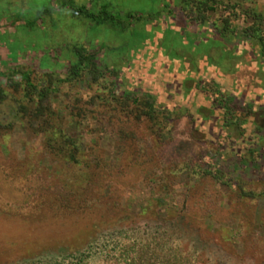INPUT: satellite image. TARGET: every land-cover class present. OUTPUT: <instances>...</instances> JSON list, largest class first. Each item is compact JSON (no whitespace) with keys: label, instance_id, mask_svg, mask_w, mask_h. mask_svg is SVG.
I'll return each instance as SVG.
<instances>
[{"label":"rangeland","instance_id":"374dc122","mask_svg":"<svg viewBox=\"0 0 264 264\" xmlns=\"http://www.w3.org/2000/svg\"><path fill=\"white\" fill-rule=\"evenodd\" d=\"M48 1L30 0L29 15L36 18ZM179 1L101 0L122 24L90 30L69 11L55 9L50 17L55 24L43 18L30 33L5 20L11 19L5 9V19L0 17V84L8 95L0 104V264H120L124 257H150L152 264L164 257H182L185 264H264V161L258 155L247 152L242 159L252 162L241 163L231 148L195 130L188 109L162 111L154 121L128 105L134 97L122 99L123 89H114L108 79L94 84L86 76L58 83L43 103L52 125H61L71 139L68 151L76 146L73 159L52 149L45 117L33 119L35 104H27L8 80L24 67L39 88L46 84V69L54 70L57 83L66 78V67H57L49 49L88 40L116 62L128 61V70L160 91L163 101L184 102L207 90L242 96L247 86L242 90V78L253 84L256 69L245 66L231 76L230 47L209 26L170 21L165 6L174 9ZM210 4L215 10L206 14L209 22L228 21L236 37L256 22L264 29V0ZM190 80L196 88L186 86ZM124 85L136 91L130 78ZM23 101L26 110L19 115ZM260 114L255 117L262 122ZM212 162L231 184L206 174Z\"/></svg>","mask_w":264,"mask_h":264},{"label":"trees","instance_id":"16d2710c","mask_svg":"<svg viewBox=\"0 0 264 264\" xmlns=\"http://www.w3.org/2000/svg\"><path fill=\"white\" fill-rule=\"evenodd\" d=\"M210 2L212 0H180L174 9L167 7L168 5L165 7L168 9L167 12L172 23L207 25L217 39L222 42L223 46L227 47V44L229 45V74L231 76L241 72L239 70L245 66V68L248 66V68L256 69L253 81L257 88L254 83L249 82L251 79L242 78V90L243 86L247 84L244 87L245 90L242 91V96L236 92L224 95L218 90H207L205 93L200 92L184 102L163 101L159 94L160 91L143 85L141 83L143 81L138 80L136 70H128V61L119 59L116 62V59L108 53L103 54V47L99 44H91L88 40L85 42L77 40L74 45L66 44L49 49L55 63L59 65L57 67H66L67 76L65 79H59L56 83L54 70L46 69L44 76L46 84L39 88L33 78V72L21 67L13 72L12 77L8 78L10 86L22 95L27 104H35V111L31 114L33 119L38 120L45 117L43 125L49 126L48 144L52 146V149H58L57 152L65 154L71 153L70 156L73 159H75L76 146L68 151L66 146L68 143L72 144L71 139H68L61 125H52L53 116L51 113H46L43 103L51 94L57 91L58 83L79 82L84 80L86 76H90L94 84H98L102 79H108V82L113 84L114 89H123L122 91L125 94L122 93V99H124L123 95L126 97L132 95L134 97L133 101L127 104L133 106L136 112H143L154 121L157 120L162 111L167 110L176 113L186 108L195 130L204 132L209 142L220 143L223 149L231 148L233 159L239 158L241 163L242 160L252 162V160L246 158L242 159L244 154L248 152L249 156L256 157L258 155L260 160L264 161V118L260 122L255 117V114L259 111L261 112L260 115L264 114V29L256 22L254 25L245 28L242 36L236 37L229 27L228 21H223L222 26L209 22L206 14L215 10ZM15 4L18 6L16 11L12 9ZM5 9L9 12L11 19L4 18L6 16ZM41 9L36 12L35 18L29 15L30 10H32L30 0L20 2L0 0V17L9 21L17 30H27L29 33L36 26L43 24V18L50 20V22L48 20V24H55L56 20L50 18L52 11L55 9H58L61 13L69 11L72 18L80 20L81 26L84 24L86 30L98 26L114 27L122 24L121 20H117L113 13L109 11L108 5L101 4V0H86L84 2L79 0H49L47 5ZM125 17L132 18L133 16L127 15ZM120 27L126 29L124 25ZM1 39L2 37H0V42ZM61 58H65V60ZM246 60H252L254 64L248 65L245 63ZM127 78L134 82L135 92L125 88L124 80ZM189 83H193V85H188ZM186 86L189 89L197 87L192 80L186 82ZM139 91L142 92L141 97L136 95ZM201 95L206 96L205 99ZM7 98V92L0 84V104L4 103ZM24 101L18 105V114L26 110L23 105ZM55 145H58V147ZM205 168H207L206 174L211 175L214 179L227 184L230 183L228 174L219 169L214 162L209 163ZM227 171L229 172V170ZM164 258L165 260L160 264H185L183 262L184 258L181 260L182 257ZM120 264H152V260L150 257H124Z\"/></svg>","mask_w":264,"mask_h":264}]
</instances>
